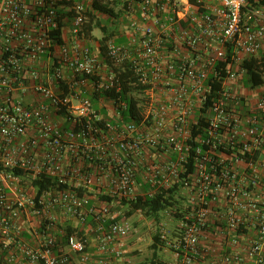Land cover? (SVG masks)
Here are the masks:
<instances>
[{
	"label": "built area",
	"instance_id": "2783aa9c",
	"mask_svg": "<svg viewBox=\"0 0 264 264\" xmlns=\"http://www.w3.org/2000/svg\"><path fill=\"white\" fill-rule=\"evenodd\" d=\"M93 1L0 0V264H124L132 227L112 206L181 183L198 114L206 126L196 141L207 151L197 149L182 182L190 211L179 238L160 239L174 264H208L215 247L205 245L218 231L223 252L212 264H232L251 229L256 238L242 252L264 264V92L242 119L244 97L232 87L247 80L246 62L264 63V8L217 0L197 13L189 0L131 2L128 41L108 40L104 61L87 45ZM123 73L137 120H124L127 102L106 95L121 91ZM256 73L254 89L264 87V66ZM87 88L109 103L112 119ZM20 89L38 97L34 105L15 96ZM48 178L38 195L32 181ZM219 196L224 209L214 212ZM93 198L104 206H90Z\"/></svg>",
	"mask_w": 264,
	"mask_h": 264
},
{
	"label": "trees",
	"instance_id": "16d2710c",
	"mask_svg": "<svg viewBox=\"0 0 264 264\" xmlns=\"http://www.w3.org/2000/svg\"><path fill=\"white\" fill-rule=\"evenodd\" d=\"M107 1H110V0H106V2H104V0H94L92 3V10L97 11L100 14H106L107 16H114L113 10L109 7V5L107 4ZM138 1H141V0H124L123 6L127 7L128 3L138 2ZM249 3L252 6L258 5L264 8V0H249ZM189 4L194 8V10L197 13H206V10L202 7V3L200 1L189 0ZM89 16L92 20L93 14L90 13ZM92 30H93L92 23L90 22L86 26L87 36L90 35ZM101 30L104 33L106 32V28L104 27H101ZM109 37H110L109 35H104L99 40V54L104 61H108L107 56H106V44L105 43ZM230 60H231V53L229 52L227 57L223 61H220L219 63L220 65H225L226 63L230 62ZM244 66L247 70V82L250 84L251 87L258 86L260 84V80L258 78L256 70L260 66H264V63L260 65L257 63L255 59H252L246 62ZM219 74L222 75L223 73L221 72ZM128 75L129 73L122 74V79H121L122 87H121V91L118 94H114L113 92H111V93H106V95L108 97L112 96L114 98L115 96L118 95L122 100L127 102L129 109L122 114L124 120H127L128 118H133L137 120V111L135 108V101L130 96H128V93L130 92V87L126 79ZM211 79H213V77H211ZM213 83H215V88L220 87V85L216 83L215 81ZM210 97H212V95L209 96V99ZM205 126H206V123H205L204 117L202 116V114H198L196 118V122L192 125V128H191V137L188 140V144L190 146L189 157H188L187 163L185 164V171L180 174V182H181L179 183L180 186L183 185L182 183L183 180L187 179L188 175L194 172V168H195L194 163L197 157L196 155L197 149H201L203 152L207 151V147H205L204 145H200L196 141L197 136L205 137V132H204ZM214 160H216V157H214ZM32 184L37 188V194L40 195L43 191H45L53 183L48 178V179H43V180L41 179L33 180ZM179 184L175 183L171 187H168L167 189H162L156 192V194H154L152 197H137L136 199L131 200L128 203L124 202V204H127L124 206L128 207L127 216H130L131 214L135 212H141L146 217L157 219L160 212L173 207L174 195L177 192ZM188 211H190V206L187 205V212ZM174 214L176 215V217L177 216L182 217L181 215L177 213V211H175ZM182 220H183V217H182ZM154 239L156 243L163 242L160 239V237L157 235L154 237ZM152 249L154 251L150 259V264H161L156 258L157 257L156 256L157 246L152 244Z\"/></svg>",
	"mask_w": 264,
	"mask_h": 264
},
{
	"label": "crops",
	"instance_id": "0c3cea01",
	"mask_svg": "<svg viewBox=\"0 0 264 264\" xmlns=\"http://www.w3.org/2000/svg\"><path fill=\"white\" fill-rule=\"evenodd\" d=\"M177 1H179L180 5H184L183 2H185L187 0H177ZM200 1L203 4V6L208 8V9L214 8L218 4L217 0H200ZM104 2H106V0H104ZM123 11L124 12H121L118 15L114 14V16H107L106 14L101 15L97 11H94L97 14H99L101 18L105 19L103 21V24H101V27H104L107 29H106L105 33L102 30L100 31L101 38L104 35H109L110 37L108 38V40H112L116 44H126L127 43L128 36H129V32L127 30V24H128L127 7H124ZM107 18H109V19H107ZM94 30L95 29L92 30V32L90 33V35L87 39V45L89 46V48L91 49V51L94 54H96L97 56L100 57L99 40L101 38L97 40L96 38L93 37L92 33ZM245 78L246 77L244 76V78L242 79V82L237 81V82L232 84V87L239 94H241L244 97L245 108H244V113L241 117L242 119H245L246 117H248L250 115H254L256 113V106L255 105H256L260 95H262L264 92V87H260V88H256V89L251 88L249 86V83L247 82V80ZM15 96L17 98H21L27 105H34L35 102L38 100V97L32 91H22L21 89H20V91L18 90L15 93ZM85 96L91 100L93 107L96 109V111L100 114V116L103 119H105V120L112 119L113 115H112L111 107H110L109 103H107L106 100H104L100 95L99 96L95 95L90 88L86 89ZM52 119L54 122H56L58 124H62V120L57 115L53 114ZM65 126H67V125H65ZM169 130L170 129H168V131H167L168 133H170V131H171V130L170 131ZM153 155L155 156V154H153ZM219 156L225 158L226 155H224V153H223L222 155H219ZM102 200H98V199L93 198V201L91 202L92 205H90V206H93L94 208L99 209V208L104 206V205H101ZM223 202H224V199L222 198V196H219L218 202L211 204L210 207L212 208V210L214 212H222L224 209ZM91 221H92V217L87 216V222L90 223ZM67 225L75 227L78 224L74 220H69ZM255 238H256V232L254 230H251V229L245 230L244 235L241 238L243 240L241 241L240 248H238V250H237V251L241 252L243 259L240 263H232V264H249V259L245 256L244 252H242V247L244 244L247 243V241H249L251 239H255ZM221 242H222V236L219 234L218 231H213V237H211L210 240L208 239V242L206 243V245L205 244L204 245L207 246V248H210V246L215 247V248H213L215 251V254H212L211 256L206 257V260H205L206 263L212 264V263H216L218 261V259L220 257V253H218L219 250H221V252H223V250H222L223 248L222 247L220 248V245H219ZM129 250H130V248L128 246V249H126V251L128 252ZM262 256L264 257V243L262 245ZM114 264H122V262H118V263L114 262ZM192 264H202V263L195 261Z\"/></svg>",
	"mask_w": 264,
	"mask_h": 264
},
{
	"label": "rangeland",
	"instance_id": "374dc122",
	"mask_svg": "<svg viewBox=\"0 0 264 264\" xmlns=\"http://www.w3.org/2000/svg\"><path fill=\"white\" fill-rule=\"evenodd\" d=\"M123 3V0L107 1V4L115 15L124 12ZM104 20L98 14L93 15L90 21L92 28L95 29L92 35L97 40L101 38V24H103ZM186 199V191L179 184L177 192L174 195L173 207L160 212L157 219L146 217L141 212H135L127 216V206H112L114 211L120 212V216L124 215L132 227L131 234L125 240V248L128 249L129 246L130 250L124 254V264H150L154 251L152 244L157 246L156 258L161 264H174L173 250L165 242L173 243L179 238L182 217L184 218L187 213ZM175 211L182 217H176ZM161 234H164L165 242L156 243L154 237L156 235L160 237Z\"/></svg>",
	"mask_w": 264,
	"mask_h": 264
}]
</instances>
